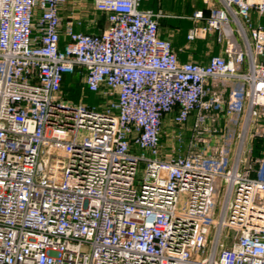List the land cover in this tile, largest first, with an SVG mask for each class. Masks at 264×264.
Segmentation results:
<instances>
[{
  "label": "built area",
  "instance_id": "2783aa9c",
  "mask_svg": "<svg viewBox=\"0 0 264 264\" xmlns=\"http://www.w3.org/2000/svg\"><path fill=\"white\" fill-rule=\"evenodd\" d=\"M91 2L100 32L75 30L81 0H0V264H264V148L254 169L243 149L264 116V26L251 19L264 0H217L188 30L224 42L204 63L181 62L140 0ZM74 73L101 110L60 98ZM208 79L237 82L233 154L192 150L221 101ZM192 114L186 151L162 155L167 116L181 150Z\"/></svg>",
  "mask_w": 264,
  "mask_h": 264
},
{
  "label": "crops",
  "instance_id": "0c3cea01",
  "mask_svg": "<svg viewBox=\"0 0 264 264\" xmlns=\"http://www.w3.org/2000/svg\"><path fill=\"white\" fill-rule=\"evenodd\" d=\"M215 5H218L217 0H140L141 9L151 10L159 14L160 36L168 38L171 41L172 48L181 62L192 60L204 63L210 56L222 53L224 42L217 39L216 32H210L205 37H197L194 40L187 39L188 30L194 25L204 24L205 18L209 15L210 7ZM70 9V2L62 7L60 14L63 18V22L71 17ZM198 10L202 11L204 18L197 21L194 19V14ZM80 18L82 24L77 25V29L85 32H100L102 30L99 29L98 26H95L94 19L89 18L86 13L80 14ZM236 84L237 82L235 80L208 79L205 84V89L206 98L218 95L221 99V101H219L215 108L210 112L212 115H217L219 121L218 124L227 126L229 120L233 116L238 115L239 120L237 121L236 126L240 128L244 121V114H234L227 111L225 104L229 90ZM191 117L192 122L187 123L183 130L182 147L188 145L190 127L194 120V114H192ZM164 126H167L168 128L164 130L161 137L162 155L184 153L183 149L177 150L176 148V142L173 135L174 127L171 126L168 116ZM212 139V136L209 135L210 142ZM210 142L208 141V143ZM192 150L208 151V149L204 150V146H199V144L192 147Z\"/></svg>",
  "mask_w": 264,
  "mask_h": 264
},
{
  "label": "rangeland",
  "instance_id": "374dc122",
  "mask_svg": "<svg viewBox=\"0 0 264 264\" xmlns=\"http://www.w3.org/2000/svg\"><path fill=\"white\" fill-rule=\"evenodd\" d=\"M81 1L84 5L83 9L85 10L86 15H88L89 18L94 19L95 26H98L99 29H103L106 24L104 13L95 11L92 8L91 0ZM251 19L254 23L259 22L264 26V16L259 18L254 12H252ZM76 26L75 30L78 31L79 29H77ZM59 96L63 100H67L72 103H86L89 106H94L98 110L102 109L101 105H104L107 100L97 92L84 90L82 77L78 73L69 74L64 78ZM213 116L215 120L211 122L210 130V135L213 139L211 142L208 140L210 143H208V141L204 144L199 143V146H204V150L208 149V152H210L215 147V145L225 143L226 146L230 147V151L233 154L240 141L239 135L242 136L243 132L241 127L239 128L236 126L239 116H233L229 120V124L227 126L218 124V119L216 121L217 115L214 114ZM260 119L258 121L256 120L255 124L253 123L247 126V129L244 132L245 136L243 138V149L245 151L244 157L248 162H251L253 169L257 166L256 159L259 157L260 151L264 148V116H262ZM191 122L192 117L190 116L188 123ZM166 128L168 127L164 126V130H166ZM186 148H188L187 145L183 146V151H186ZM134 152L140 154L142 151L135 149ZM145 155L148 156L149 153L145 152ZM143 167L144 163L140 162L139 172L136 176L137 179L141 177V171ZM218 189L219 193L217 197H219L223 192L222 184L219 185Z\"/></svg>",
  "mask_w": 264,
  "mask_h": 264
},
{
  "label": "trees",
  "instance_id": "16d2710c",
  "mask_svg": "<svg viewBox=\"0 0 264 264\" xmlns=\"http://www.w3.org/2000/svg\"><path fill=\"white\" fill-rule=\"evenodd\" d=\"M64 81V80H63ZM261 152V151H260ZM260 154V153H259Z\"/></svg>",
  "mask_w": 264,
  "mask_h": 264
}]
</instances>
